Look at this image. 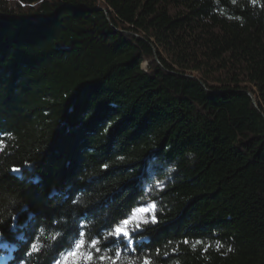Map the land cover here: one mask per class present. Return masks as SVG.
Segmentation results:
<instances>
[{
	"label": "trees",
	"instance_id": "16d2710c",
	"mask_svg": "<svg viewBox=\"0 0 264 264\" xmlns=\"http://www.w3.org/2000/svg\"><path fill=\"white\" fill-rule=\"evenodd\" d=\"M0 143L6 264H264V0H0Z\"/></svg>",
	"mask_w": 264,
	"mask_h": 264
},
{
	"label": "snow or ice",
	"instance_id": "6c2138e0",
	"mask_svg": "<svg viewBox=\"0 0 264 264\" xmlns=\"http://www.w3.org/2000/svg\"><path fill=\"white\" fill-rule=\"evenodd\" d=\"M253 3H255V0H253ZM0 150H2V143H0ZM155 209V204H152L150 207H140L139 209L136 210V212H133L132 213V216L129 217L128 219H125L122 221L124 227H120V226H117L115 229H114V233H109V235H115V237L117 239H120V238H124V239H128L129 241L131 240V232L128 228V225L132 224L133 220H137V212L139 213H147L149 210H152L154 211ZM143 222H147V221H143ZM152 222L155 223V216H153L152 218ZM140 227V223L137 222L135 224V228L138 229ZM59 235V234H57ZM80 236H83L84 234L83 233H80L79 234ZM56 237H53V239H55ZM18 239H23V237H18ZM91 245L92 247L98 252L100 251V249L97 247L98 245V241L96 240H92L91 241ZM85 247V241L83 239H80L76 244H75V249L74 251H69L66 256H65V259L63 261V264H68V257H71L73 258L72 259V264H80V257H81V254L79 252V249ZM32 251L35 252V251H38V248L36 247V245H32ZM119 254V253H117ZM94 259L92 253H87L86 255V264H88V262H91L92 260ZM100 259L103 261L105 259H107V257H100ZM58 264H60V262H58ZM145 264H150L149 261H145Z\"/></svg>",
	"mask_w": 264,
	"mask_h": 264
},
{
	"label": "rangeland",
	"instance_id": "374dc122",
	"mask_svg": "<svg viewBox=\"0 0 264 264\" xmlns=\"http://www.w3.org/2000/svg\"><path fill=\"white\" fill-rule=\"evenodd\" d=\"M151 205L149 206H144V207H150ZM150 212H152V210H149L147 213H139L137 212V220H133L132 224L128 225V226H135V224L137 222L140 223V225L142 224H145V222L143 221H148L151 219V216H150ZM124 227V226H122ZM72 259L71 257H68V264H72ZM63 261L64 259L60 262V264H63ZM0 264H6V257H0Z\"/></svg>",
	"mask_w": 264,
	"mask_h": 264
}]
</instances>
